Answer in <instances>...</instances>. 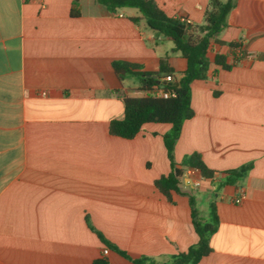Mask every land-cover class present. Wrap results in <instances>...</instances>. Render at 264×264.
<instances>
[{"label": "crops", "instance_id": "1", "mask_svg": "<svg viewBox=\"0 0 264 264\" xmlns=\"http://www.w3.org/2000/svg\"><path fill=\"white\" fill-rule=\"evenodd\" d=\"M155 2L192 25L210 7ZM130 15L139 13L97 0H0V264H92L102 255L108 264L139 256L165 264L198 239L188 194L202 220L211 202L218 217L197 264H264V0H235L223 43L208 56L236 60L229 69L211 61L217 71L190 84L194 114L174 144L180 174L170 199L154 184L170 171L162 141L169 124L147 122L132 138L107 128L123 117L124 95L149 92L133 75L118 78L112 61L155 71L167 56L175 77L186 66L168 36ZM191 152L215 170L212 178L181 164ZM246 165L229 180L227 170Z\"/></svg>", "mask_w": 264, "mask_h": 264}, {"label": "trees", "instance_id": "2", "mask_svg": "<svg viewBox=\"0 0 264 264\" xmlns=\"http://www.w3.org/2000/svg\"><path fill=\"white\" fill-rule=\"evenodd\" d=\"M109 11L134 9L139 15L129 18L137 21L143 18L156 34L168 36L173 45L172 52H178L186 60L185 69L175 77L174 70L167 65V56L160 57L158 69L155 71L141 70L138 64L124 61H112V67L118 78L133 75L142 83V87L150 89L157 84L156 80L161 79V74L171 73L173 78L163 84V87L174 90L175 94L168 97L154 96L150 93L137 96H123L124 113L122 118H113L108 122V132L124 138H132L147 122L168 123L169 128L162 134V141L166 155L170 163V171L161 174L154 180L158 190L170 199V192L178 190L179 168L175 166L173 159L174 144L179 136L183 121L194 114L190 103V84L195 79H205L217 68L210 70L211 61L223 69H229L236 58L228 62L226 55L215 52L212 59L208 53L216 44H222L223 40L219 33L227 26L226 16L233 7L235 0H210V7L204 12L203 23L192 25L176 16L167 15L155 2V0H97ZM236 42H230L235 46ZM155 75V76H153ZM160 85V83L158 84ZM181 164L186 167L196 168L203 178H212L215 170L208 167L198 152L185 154ZM248 166H241L236 169L227 170L229 180L236 179L243 175ZM191 221L198 239L196 243L189 245L186 250L173 253L165 264H197L199 259L208 254L211 250L209 235L215 231L218 224V217L214 203L209 205V218L202 220L198 214L193 195L188 194ZM86 222L90 229L95 231L98 237L107 246L125 255V251L117 248L114 244L93 228L88 219ZM134 264H153L154 260L148 256H139L133 259ZM92 264H108L107 259L102 255L94 258Z\"/></svg>", "mask_w": 264, "mask_h": 264}, {"label": "built area", "instance_id": "3", "mask_svg": "<svg viewBox=\"0 0 264 264\" xmlns=\"http://www.w3.org/2000/svg\"><path fill=\"white\" fill-rule=\"evenodd\" d=\"M184 20L189 22V20H187V19H184ZM163 78L165 81H170V80H172V75H171V73H166ZM158 84L159 83L152 85V87L149 89L148 93H150L154 96H160V97H168V96H172L175 94L174 90L169 89V88H165V87L158 85ZM193 185L194 186L199 185V181L197 179L194 180ZM235 200L239 201V198H236ZM102 252L105 254L107 252V248H103Z\"/></svg>", "mask_w": 264, "mask_h": 264}, {"label": "water", "instance_id": "4", "mask_svg": "<svg viewBox=\"0 0 264 264\" xmlns=\"http://www.w3.org/2000/svg\"><path fill=\"white\" fill-rule=\"evenodd\" d=\"M153 76H155V75H153ZM156 82L160 83V82H164V81H161L160 79H157Z\"/></svg>", "mask_w": 264, "mask_h": 264}, {"label": "rangeland", "instance_id": "5", "mask_svg": "<svg viewBox=\"0 0 264 264\" xmlns=\"http://www.w3.org/2000/svg\"><path fill=\"white\" fill-rule=\"evenodd\" d=\"M205 219L208 220V217H206Z\"/></svg>", "mask_w": 264, "mask_h": 264}]
</instances>
